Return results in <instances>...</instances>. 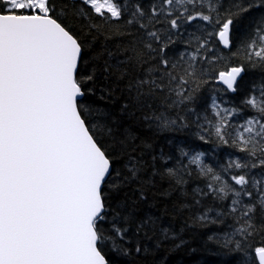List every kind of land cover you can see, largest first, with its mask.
Returning a JSON list of instances; mask_svg holds the SVG:
<instances>
[{
  "label": "snow or ice",
  "instance_id": "snow-or-ice-1",
  "mask_svg": "<svg viewBox=\"0 0 264 264\" xmlns=\"http://www.w3.org/2000/svg\"><path fill=\"white\" fill-rule=\"evenodd\" d=\"M0 264H264V0H0Z\"/></svg>",
  "mask_w": 264,
  "mask_h": 264
}]
</instances>
